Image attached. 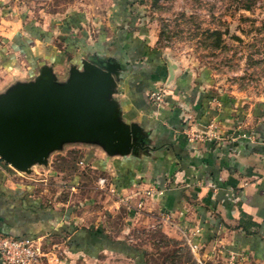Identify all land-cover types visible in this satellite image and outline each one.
<instances>
[{
  "label": "rangeland",
  "instance_id": "obj_1",
  "mask_svg": "<svg viewBox=\"0 0 264 264\" xmlns=\"http://www.w3.org/2000/svg\"><path fill=\"white\" fill-rule=\"evenodd\" d=\"M7 1L19 7L25 22L11 37L0 40L1 51L14 56L5 73L14 68L20 70L1 77L4 84L0 94L30 87L46 71L54 77L56 85L66 82L73 69L84 71L83 66L73 63H78V58L87 52L96 53L95 41L111 38L112 48L120 51V55L126 54L123 61L126 70L120 71L118 84L124 82L123 74L133 72L136 65H144L143 58L151 59L155 53L159 59L158 63L153 62L154 73L159 77L144 81L147 74L143 72L142 80L133 81L137 83L135 89L143 90L157 105L159 114L167 103L164 101L170 95V80L177 66L183 69V78L195 90H208L216 95L234 92L250 102L246 107L255 103L264 106V0ZM129 32L130 41L135 40V44L120 47ZM154 92H161L163 102L158 104L152 98ZM238 136L259 142L253 131H242ZM62 145L61 150L50 153L49 161H54V168L50 163L47 167L35 164L31 173L0 158L10 181L47 183L52 187L47 190L52 194L48 197L56 204H66L57 207L62 214V227L67 212L74 214L65 226L73 232L69 229L39 236L50 254L44 264H88L85 257L94 259V255L80 252L79 256H69L67 250L71 247L67 245H75L80 238L77 245L95 243L94 234L96 242L109 253L98 250V257H105V264H264L263 252L244 250L238 240L227 247L222 242L227 237L224 229L208 235L202 248L195 247L181 229L173 230L161 218L144 215L139 203L131 207L132 195L141 191L136 190L135 194L128 192L130 188L113 186L116 178L110 171L86 163L85 155L90 154L84 153L85 144L69 141ZM54 155L63 156L54 158ZM115 167L127 174L121 166ZM101 178L106 182L100 184ZM115 201L119 202L116 206ZM107 209H111L114 217L107 214ZM131 209L135 216L129 213ZM55 256L58 260H53Z\"/></svg>",
  "mask_w": 264,
  "mask_h": 264
},
{
  "label": "crops",
  "instance_id": "obj_2",
  "mask_svg": "<svg viewBox=\"0 0 264 264\" xmlns=\"http://www.w3.org/2000/svg\"><path fill=\"white\" fill-rule=\"evenodd\" d=\"M7 2L0 0V40L11 37L25 22L20 16L19 7ZM126 40H122L119 46L132 47L135 44V40L130 41V32ZM108 41L113 39L107 38L105 42L101 39L95 41V45L103 50ZM150 45L153 46V43ZM1 50L0 46V88L4 84L2 76L20 72L14 68L5 73L14 56ZM152 56L151 59L143 58L144 65L134 66L133 72L122 75L125 76L124 82L120 84L121 92L116 95L124 105L123 113L137 126V143L141 147L126 157H108L99 146L83 145L84 153L90 154L85 155L86 163L110 171L116 178L113 179V186L122 190L130 188L128 192L144 191L158 182L164 193L156 198L141 200L144 215L161 218L173 230L181 229L195 247L202 248L208 235L224 229L227 237L222 242L227 247L238 240L241 244L239 247L244 250H257L264 255V106L255 103L246 107L250 102L234 92L225 91L216 95L208 90H195L188 84V79L183 78V69L177 66L170 80L172 90L169 96L167 94L164 101L167 103L159 114L157 105L146 97L143 90L135 89L137 83L133 82L136 78L142 80L143 72L147 74L144 81L159 77L154 73L153 66V62L158 63L159 59L155 53ZM122 57L124 61L126 54ZM107 58L110 60L112 56ZM181 92L184 93L182 98ZM212 124L214 128L210 129ZM242 131L256 132L259 142L239 139ZM208 132H213L214 136L207 135ZM194 134L205 137L200 140L197 136L195 140L191 136ZM190 144L195 150L190 148ZM60 156L63 155H54V158ZM115 165L124 168L127 174L117 171ZM50 166L54 168L53 160ZM5 172L0 165L1 232L19 238H37L70 229L65 226L74 214L67 212L62 227V214L57 207L62 208L66 204H56L48 197L51 193L47 190L52 188L49 184L10 181ZM141 197L142 193L132 195L130 206L135 208ZM118 203L115 201V206ZM109 210H106L107 214L114 217ZM129 213L135 216L132 209ZM243 214L246 216L243 217ZM70 230L73 232V229ZM92 237L97 243L96 234ZM81 240H77L75 245H67L71 247V250H67L68 255L73 257L86 252L96 257H85L88 264H105V257H98V250H103L104 254H109L108 251L94 242L77 245ZM215 250H218L217 246Z\"/></svg>",
  "mask_w": 264,
  "mask_h": 264
},
{
  "label": "water",
  "instance_id": "obj_3",
  "mask_svg": "<svg viewBox=\"0 0 264 264\" xmlns=\"http://www.w3.org/2000/svg\"><path fill=\"white\" fill-rule=\"evenodd\" d=\"M110 47L108 41L103 50L97 46L96 53L81 56L73 65L84 71L73 69L64 83L56 85L46 71L30 87L0 94L1 159L31 173L35 164L47 167L50 153L69 141L99 146L108 157L137 152L139 131L116 97L126 68L120 51Z\"/></svg>",
  "mask_w": 264,
  "mask_h": 264
},
{
  "label": "built area",
  "instance_id": "obj_4",
  "mask_svg": "<svg viewBox=\"0 0 264 264\" xmlns=\"http://www.w3.org/2000/svg\"><path fill=\"white\" fill-rule=\"evenodd\" d=\"M151 96L158 104L163 102L161 92H154ZM211 127H214V125L212 124ZM207 135L214 136L213 132H208ZM191 136L192 139L194 138L195 140L197 136L200 140L205 137L203 134H194ZM105 182V178L99 180L100 184ZM140 193H142V197L139 204L143 206L142 199L146 200L149 197L153 198L162 196L164 190L159 187L158 182H155L150 188L143 192L141 191ZM49 256L50 254L45 251L44 248L43 237L19 238L13 235L4 234L0 231V258L2 264H44V261L49 259ZM53 260H58V257H53Z\"/></svg>",
  "mask_w": 264,
  "mask_h": 264
},
{
  "label": "trees",
  "instance_id": "obj_5",
  "mask_svg": "<svg viewBox=\"0 0 264 264\" xmlns=\"http://www.w3.org/2000/svg\"><path fill=\"white\" fill-rule=\"evenodd\" d=\"M244 215V214H243ZM246 215H244L243 217H245ZM252 225H255V222L253 221H250Z\"/></svg>",
  "mask_w": 264,
  "mask_h": 264
}]
</instances>
